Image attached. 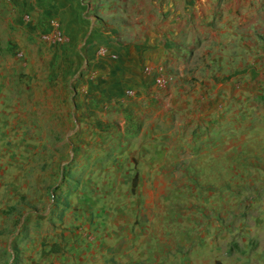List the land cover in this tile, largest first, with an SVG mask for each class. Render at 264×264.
<instances>
[{
	"label": "crops",
	"instance_id": "1",
	"mask_svg": "<svg viewBox=\"0 0 264 264\" xmlns=\"http://www.w3.org/2000/svg\"><path fill=\"white\" fill-rule=\"evenodd\" d=\"M248 1L114 0L109 21L129 20L119 39L82 23L67 72L0 49V264H196L210 227L174 207L191 200L189 170L264 149L263 45L218 14ZM10 6L0 0V25ZM193 17L220 51L191 69ZM148 65L186 76L161 90Z\"/></svg>",
	"mask_w": 264,
	"mask_h": 264
},
{
	"label": "rangeland",
	"instance_id": "2",
	"mask_svg": "<svg viewBox=\"0 0 264 264\" xmlns=\"http://www.w3.org/2000/svg\"><path fill=\"white\" fill-rule=\"evenodd\" d=\"M113 1L3 0V3L11 5V8L4 13L8 25H0V49L12 51L24 62L25 55L29 54L35 56L37 64L41 61L50 68L59 67L60 70L66 71L68 63L80 62L82 23H93L98 34H106L112 29L111 37L119 39L120 33L116 32L117 28L114 27L117 24L109 21L113 17L110 14ZM254 1H248L243 10L221 8L218 9V14L220 19L226 16L225 23H230L226 28L228 34L232 33V22L237 18L242 19L246 44L257 39L263 45L259 50L264 54V0ZM131 11L135 17L136 9ZM26 14L30 15V19L25 18ZM177 17L180 18L178 21H182L179 13ZM123 21L117 27L128 24L129 20L127 18ZM206 21L205 19L198 22L194 17L190 19V32L195 37V41L191 42L195 45L190 52L191 69L203 66L207 57L220 51L217 49V37H212V41L209 39L210 27ZM54 24H58L65 35L63 43H52L43 39V35L52 32ZM211 28L213 32L220 29L216 24ZM137 29L132 26L126 31L133 35L137 33ZM90 36L89 34L88 37ZM208 42H211L212 46L209 47ZM227 45L231 48V43ZM18 53H23V57H19ZM38 53L46 57L39 59ZM71 56L74 60L69 58ZM233 60L235 56H231L229 61ZM86 64L89 65L88 61ZM244 65L252 66L249 58H246ZM81 127L79 122V148L90 144L85 138L82 140L81 132L84 130L81 131ZM68 129L72 127L68 126ZM231 152L211 154L208 161H211L214 167L210 166L204 171L189 170L188 176L196 181L195 186L187 192L191 197L190 202L180 200L181 198L176 196L174 198L173 203L178 214H184L188 209L189 213H194L193 220H196L197 224L210 227L206 230L209 245H201L200 250H195L196 264H264V149L259 155L237 154L235 150ZM199 181H204V184ZM179 191L178 187V197L181 193ZM203 240V237L196 235L195 242L202 243Z\"/></svg>",
	"mask_w": 264,
	"mask_h": 264
},
{
	"label": "built area",
	"instance_id": "3",
	"mask_svg": "<svg viewBox=\"0 0 264 264\" xmlns=\"http://www.w3.org/2000/svg\"><path fill=\"white\" fill-rule=\"evenodd\" d=\"M25 18L27 20L30 19V15L26 14ZM43 39L52 43H63L65 41V35L60 29V26L58 24H54L52 32L43 35ZM17 55L19 57H23V53H18ZM144 71L149 74H152L155 71L153 82L155 86L161 90L168 89L171 85L177 83L179 79L186 76V72L184 70L169 71L165 67H156L154 69L149 65L144 68ZM127 94L133 95L134 91L127 90ZM167 107H171V104L168 103Z\"/></svg>",
	"mask_w": 264,
	"mask_h": 264
}]
</instances>
